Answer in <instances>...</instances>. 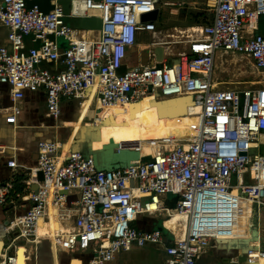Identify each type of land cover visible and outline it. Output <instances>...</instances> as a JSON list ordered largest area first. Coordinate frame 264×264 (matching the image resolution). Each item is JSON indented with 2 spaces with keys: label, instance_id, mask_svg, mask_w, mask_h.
Returning <instances> with one entry per match:
<instances>
[{
  "label": "built area",
  "instance_id": "built-area-1",
  "mask_svg": "<svg viewBox=\"0 0 264 264\" xmlns=\"http://www.w3.org/2000/svg\"><path fill=\"white\" fill-rule=\"evenodd\" d=\"M29 1L0 0V24L8 29L0 45V84L10 86L14 101L27 91L40 92L48 115L59 120L63 98L77 99L81 109L90 99L94 115L83 122L89 118L97 124L111 115L109 108L127 109L146 95L189 97L187 109L195 122L191 132L181 128L123 146L151 159L118 168L100 169L91 153H65L60 141L39 140L20 201L12 198L14 178L0 182V206L13 209L3 224L9 242L0 264H17L22 247L29 252L28 263L36 260L43 241L53 253L84 251L83 264H111L119 252L148 245L163 248L166 264H197L225 239L249 243L244 259L237 254L228 264H264V76L229 82L214 71L219 52H235L264 75V0H206L211 21L179 30L181 35L158 29L156 19H143L160 0H67L68 13L62 0H45L43 7ZM67 16H98L100 28H74ZM141 34L150 37L141 47L148 61L133 65L127 57L132 48L139 49ZM179 43L184 46L178 50ZM157 46L165 47L163 61L156 59ZM21 111L13 106L7 121L16 123ZM5 152L0 142V153ZM4 167L17 172L20 164L12 157ZM16 208L24 209L16 214ZM174 211L185 218L178 233L170 229L168 234L165 219ZM163 212L162 229L135 225L142 215ZM52 218L63 228L55 230ZM41 221L49 226L45 234L38 233Z\"/></svg>",
  "mask_w": 264,
  "mask_h": 264
},
{
  "label": "crops",
  "instance_id": "crops-1",
  "mask_svg": "<svg viewBox=\"0 0 264 264\" xmlns=\"http://www.w3.org/2000/svg\"><path fill=\"white\" fill-rule=\"evenodd\" d=\"M260 31L264 34V28L260 29ZM7 33V27L0 24V44H3L5 42ZM145 36L146 35L144 34H141L139 36V41L141 43L139 49L134 47L129 51L127 60L130 64L135 65L139 62L146 63L148 61L146 53H143L141 50V47L143 48V45L145 44L142 41ZM26 45H31L29 38H27L26 40ZM62 48H64V46ZM237 65L238 61L236 59L230 61V63L224 64L219 72V75H231L232 77H229V79H227L230 80L229 82L238 80L248 81L252 79L262 78L264 76L262 73H250L246 76L249 78L248 80L242 79L241 76L243 75V73L237 74V71H241V68L236 67ZM259 75L262 76L259 77ZM15 105H18L22 111L17 116V122L10 123L7 121V117L10 115V110H12V107ZM62 108L63 114L61 119L54 120L48 115L45 97L40 92L27 91L24 98L20 99L19 101H14L11 95L10 86L0 84V142L6 145V152L4 154L0 153V182L9 180L11 178L15 179L16 187L15 191L12 194V198L14 200L20 201L19 194H21V190L18 192L17 189L23 187L24 183L22 182V180H24V178L26 177V171L38 159L39 140H58L63 144L65 143L66 148L70 147L71 150H74L73 144L78 137L79 132L69 146L68 143L72 138L73 127L67 126L66 122L76 121L78 119L82 110L81 105L77 99L63 98ZM84 113L88 114L89 116L94 115V111L91 115L89 109H85ZM88 120L89 118L87 119L88 123H84L82 120L81 126L91 125L93 123L92 120ZM68 127H71V131L68 130ZM92 147L95 148V140L92 142ZM12 157H15L20 164L19 171L17 172H13L4 167L6 161L11 159ZM169 198L172 200V202L174 201L173 196H169ZM23 209L16 208L14 210L16 214H20ZM12 210L13 209H4L0 206V240L4 242V245L9 242V239L5 233L3 224L8 218V213H12ZM150 216H140L138 222H136L135 225L138 228L146 230L153 229L155 226L158 227L159 225H157L155 221H152V217ZM41 225L46 229V231L48 230V224L47 226H45L43 222L41 223ZM261 233L262 235H264V229L263 231H261ZM238 247V245L232 246L231 248L226 246L220 247L217 245L208 250L204 264H228L229 259L233 257H229L232 249L237 248L236 255L244 253L241 247L238 252ZM58 252L59 259L55 258L53 261L54 253L52 251V248L49 242L43 241V243L40 244L37 249L36 260L35 257L32 256L33 262L27 264H81L78 258L85 257V252H82L81 254L83 257L79 255L80 252H76V254L66 251ZM25 253L28 256L29 252L25 251ZM166 259L167 256L163 248L154 245H148L144 248L133 247L129 252H119L111 264H166Z\"/></svg>",
  "mask_w": 264,
  "mask_h": 264
},
{
  "label": "rangeland",
  "instance_id": "rangeland-1",
  "mask_svg": "<svg viewBox=\"0 0 264 264\" xmlns=\"http://www.w3.org/2000/svg\"><path fill=\"white\" fill-rule=\"evenodd\" d=\"M175 1H185L186 4L183 7H178L173 4L165 3ZM213 2L214 1H211V3ZM208 8L209 7L206 5V0H160V2L158 3L159 13L156 19L157 27L163 32H171L174 34L181 35L179 33V30H185L189 28L190 26L187 25L192 22L189 21L190 12L193 11L195 13L196 11H206L208 14L212 13L211 10L208 11ZM176 9H178V11H176ZM68 11L69 6H66L65 12L68 13ZM94 20V17H91L89 19V29L93 26ZM142 41L143 43L147 44L150 41V37L145 36ZM58 42L64 44L66 43L64 41V38L62 37L58 38ZM183 46V43H179L176 45V48L179 50L182 49ZM142 52L147 53L148 51L142 50ZM236 60L238 61V65L236 67L241 68L242 71H237V74H244L243 77L241 76L242 79L248 80L249 78L246 76L250 73L260 74L256 71L253 64L245 57H237ZM261 76L262 75H259V77ZM154 101L155 99L142 100L137 104H129L127 109L120 107L108 109L107 115H111L108 116V118L105 119L103 123H100L99 125L101 135L99 134L100 136L98 138H101L102 141L100 143H95V146H98L101 143L108 142L111 139L115 140L116 142H119L121 139L147 140L157 138L168 132H177L178 129L175 131L177 123L173 119H167V116H161L158 111V107ZM90 103V99H87L84 102L80 116L76 121L66 122L67 126L73 127L72 138L71 141L68 143L69 146L71 145L72 140L78 134V130L82 125V120L86 116H89L88 114L84 113L85 109H89L91 115L93 114V111L90 110ZM168 107L169 105L167 103H162V108L164 110H168ZM68 130L71 131V127H68ZM167 197L169 198V195ZM149 216L150 215H148V217ZM150 217H152V221H155L157 225L161 226L162 219L164 217H167V213L163 212L161 215L156 214ZM44 225L47 226L46 223H44ZM81 252L84 253V251ZM238 257L240 260H243L244 254L240 253ZM55 258L59 259V252H55L53 254V261ZM32 262L33 261H31V263Z\"/></svg>",
  "mask_w": 264,
  "mask_h": 264
},
{
  "label": "water",
  "instance_id": "water-1",
  "mask_svg": "<svg viewBox=\"0 0 264 264\" xmlns=\"http://www.w3.org/2000/svg\"><path fill=\"white\" fill-rule=\"evenodd\" d=\"M44 1L45 0H30L29 5L32 6L35 3H37L43 7ZM61 3L64 5V9L66 11V6H68L69 1L62 0ZM51 8H53V6H49V7L44 8V9L46 12H48ZM158 13H159V9H156L152 13H148V14L143 15V19H145V20L157 19ZM90 18L91 17H80L79 18V17H68L67 16L66 22L74 28L89 29L88 28V22H89ZM94 18H95V20L93 21V26L90 29L98 30L100 28V17L95 16ZM262 28H264V22H262L260 24V29H262ZM50 37L52 39L55 38L54 34H51ZM59 44L62 47L64 46V48L67 47V43H66V45H64L63 43L60 42ZM0 45H2V44H0ZM164 51H165L164 46H157L155 48V54H156L157 61H163ZM150 89H151V87H150ZM186 98L189 99V97H179V98H173V99H161V100H157V101L159 103H165V102L167 103V102H170L172 100L183 99L184 103L182 106H188V104H190L188 102L191 100L189 99L187 101ZM180 106L181 105H179L178 107H180ZM98 127H99L98 124H95L94 122L91 125L81 126V128L79 129L78 137L76 138V140L74 141V144H73L74 150H81L86 155L91 153L95 159V163H96L98 168H100V169H108V168H112V167L118 168V167H122V166H129L132 163V161H135L138 159H141L143 161L151 159L150 155L141 156L140 152L138 150L132 149L130 147H122L121 144H118L112 140L109 143L104 144V146L102 148L94 149L92 147V142L100 136ZM261 151L264 153V145L261 146ZM38 179H40V180L43 179V174L41 171L38 172ZM37 187H38L37 184L32 185L33 189H35ZM159 228L162 229L163 226H159ZM253 234H254V238H257V236H256L257 231L256 230H254ZM164 240H167L166 236H165ZM1 243H2V246H0L1 247L0 249L2 251V248L4 247V242L0 240V244ZM235 245L239 246L238 252L240 250V247L243 250V252H245L249 243H248V240H244V239H225V240H220L218 243V246H220V247L226 246V247L231 248L232 246H235ZM236 253H237V248L232 249L230 254H229V257L236 255ZM206 254H203L201 257L198 258L197 264H204L205 258L207 257Z\"/></svg>",
  "mask_w": 264,
  "mask_h": 264
},
{
  "label": "bare ground",
  "instance_id": "bare-ground-1",
  "mask_svg": "<svg viewBox=\"0 0 264 264\" xmlns=\"http://www.w3.org/2000/svg\"><path fill=\"white\" fill-rule=\"evenodd\" d=\"M97 15H99V11L95 10L94 11ZM92 93H94V91H92ZM91 93V94H92ZM147 99H155L154 97L150 96V95H146L144 96L141 100H139L138 102L142 101V100H147ZM158 99H155V103L158 107V111L160 113L161 116H181L182 114H189V115H193L192 113H189L188 112V109L186 107L185 111L183 113H179V114H170V113H167V110H164L162 108V103H159L157 101ZM161 100V99H160ZM138 102H135V103H132V104H137ZM166 103V102H165ZM84 105V104H83ZM111 109V108H109ZM167 113V114H166ZM98 121V120H97ZM98 123V122H97ZM100 125V123L98 124V126ZM100 129V126L98 127ZM99 134L101 135V132L99 130ZM112 141L116 142L115 140L111 139ZM111 140H109L108 142H105V143H101L100 145L98 146H95L94 149H99V148H102L104 146V144H107L109 143ZM102 141L101 138H98V139H95V143H100ZM142 140L141 139H121L119 142H116L118 144H121V146H126V145H131V144H135V143H140ZM143 142V141H142ZM67 146V145H66ZM63 149H64V152L66 153L70 147L66 148L65 147V143L63 144ZM145 152L147 154H152V149L151 148H146ZM169 196H172L169 194ZM174 203V201L172 202V204ZM165 218V217H164ZM183 218H185V216L183 214H181L180 212L178 211H174L172 213V215L168 218L165 219V231L169 234L170 233V229H175L176 231H174L175 233H178V223L180 221L183 220ZM41 223H43L42 221L40 222V225L38 227V233L39 234H45L46 232V229L41 225ZM182 229H183V226L185 225V223L183 222L182 224ZM51 226H53V228L55 230H60L61 228H63V226L61 225V223L56 219V218H52V222H51ZM49 228V227H48ZM182 233V232H181ZM257 236V234H256ZM0 246H2V243L0 244ZM1 248V247H0ZM0 252H1V249H0ZM27 254L25 253V248L22 247L18 250V255H17V264H27ZM78 260L80 261V263L82 264L83 262V258L79 257Z\"/></svg>",
  "mask_w": 264,
  "mask_h": 264
},
{
  "label": "trees",
  "instance_id": "trees-1",
  "mask_svg": "<svg viewBox=\"0 0 264 264\" xmlns=\"http://www.w3.org/2000/svg\"><path fill=\"white\" fill-rule=\"evenodd\" d=\"M191 12H190L189 21H192V22L189 23V25H187V26H195V25L207 24L212 19V13L208 14L206 11H196L195 13L193 11H191ZM189 99L186 98L187 101ZM183 103H184L183 99L172 100L170 102H167V104L169 105L167 113H170V114L183 113L185 111L186 107H187V106H182ZM188 103H191V101H189ZM179 105H181V106L178 107ZM167 119H173L177 123L175 131L177 129H178V131H180L181 128H185V130L190 131V132L193 130L192 126L194 125V122H195L194 115H189L187 113V114H184V115L182 114L181 116H167ZM24 187L25 186L23 185V187L17 189V191L19 192L21 190L20 192L22 193ZM158 227L155 226L153 229H156ZM153 229H148V230H153ZM129 251H131V250H129ZM129 251H125V252H129Z\"/></svg>",
  "mask_w": 264,
  "mask_h": 264
},
{
  "label": "flooded vegetation",
  "instance_id": "flooded-vegetation-1",
  "mask_svg": "<svg viewBox=\"0 0 264 264\" xmlns=\"http://www.w3.org/2000/svg\"><path fill=\"white\" fill-rule=\"evenodd\" d=\"M244 57L241 54L235 52H219L214 63V71L217 78H226L229 79L230 76H221L219 75L220 70L222 69L224 64L230 63V61L235 60L236 58ZM244 75V74H243ZM242 75V77H243ZM248 75V74H247ZM87 122V121H86Z\"/></svg>",
  "mask_w": 264,
  "mask_h": 264
}]
</instances>
